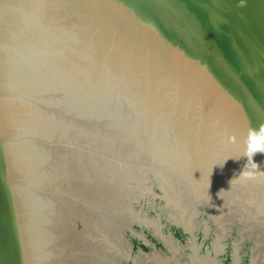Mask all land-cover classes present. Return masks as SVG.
I'll list each match as a JSON object with an SVG mask.
<instances>
[{"label": "water", "instance_id": "water-1", "mask_svg": "<svg viewBox=\"0 0 264 264\" xmlns=\"http://www.w3.org/2000/svg\"><path fill=\"white\" fill-rule=\"evenodd\" d=\"M0 264H264V0H0Z\"/></svg>", "mask_w": 264, "mask_h": 264}]
</instances>
